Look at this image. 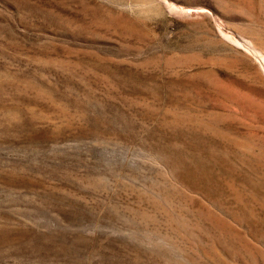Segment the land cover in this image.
<instances>
[{"label": "rangeland", "instance_id": "obj_1", "mask_svg": "<svg viewBox=\"0 0 264 264\" xmlns=\"http://www.w3.org/2000/svg\"><path fill=\"white\" fill-rule=\"evenodd\" d=\"M250 49L264 0H0V264H264Z\"/></svg>", "mask_w": 264, "mask_h": 264}, {"label": "bare ground", "instance_id": "obj_2", "mask_svg": "<svg viewBox=\"0 0 264 264\" xmlns=\"http://www.w3.org/2000/svg\"><path fill=\"white\" fill-rule=\"evenodd\" d=\"M238 42V41H237ZM247 46V45H246ZM249 47V46H248ZM247 49V48H246ZM257 49V48H256ZM256 49H250V51L251 52H253V54H255L256 55V57H258V59L260 60V62L263 64V66H264V53L262 52V51H258V50H256ZM261 64V65H262ZM172 172H173V174H174V170H172ZM208 211V213H209V216L211 217V219L214 221V224H216V225H218V226H221L222 224H224V223H226V221L223 219V218H221V217H219V216H217V215H215L214 213L215 212H213V210H207ZM215 211V210H214ZM221 216V215H220ZM221 222H224V223H221ZM227 224V223H226ZM223 226V225H222ZM227 227V226H226ZM216 242H218V241H216ZM214 243H215V241H214ZM216 244V243H215ZM219 245V244H218ZM213 246V245H212ZM225 246V245H224ZM217 247V245H215L214 246V248H213V250H214V252H209V250H206V249H204L203 250V254H205L206 255V257L208 256L209 257V259H212V260H216L217 261V263L219 264V263H223V256H222V254L218 251L219 250V248L217 249L216 248ZM219 247V246H218ZM217 250H216V249ZM212 250V249H211ZM220 250H221V248H220ZM227 255V254H226ZM226 259V258H225ZM224 259V260H225ZM233 260V259H232ZM221 261V262H220ZM245 262V261H244ZM226 263H227V261H226ZM225 263V264H226ZM216 264V263H215Z\"/></svg>", "mask_w": 264, "mask_h": 264}]
</instances>
